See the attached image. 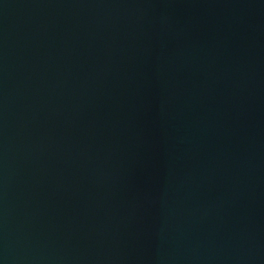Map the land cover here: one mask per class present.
<instances>
[{
    "label": "water",
    "instance_id": "95a60500",
    "mask_svg": "<svg viewBox=\"0 0 264 264\" xmlns=\"http://www.w3.org/2000/svg\"><path fill=\"white\" fill-rule=\"evenodd\" d=\"M0 264H264V0H0Z\"/></svg>",
    "mask_w": 264,
    "mask_h": 264
}]
</instances>
